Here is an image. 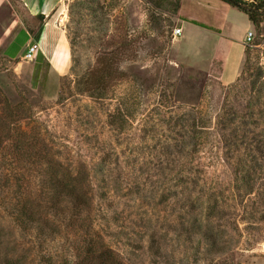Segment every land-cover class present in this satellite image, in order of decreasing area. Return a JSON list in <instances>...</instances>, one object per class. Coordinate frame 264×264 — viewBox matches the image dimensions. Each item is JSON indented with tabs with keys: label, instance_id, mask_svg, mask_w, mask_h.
Instances as JSON below:
<instances>
[{
	"label": "rangeland",
	"instance_id": "rangeland-1",
	"mask_svg": "<svg viewBox=\"0 0 264 264\" xmlns=\"http://www.w3.org/2000/svg\"><path fill=\"white\" fill-rule=\"evenodd\" d=\"M174 1L62 0L60 71L0 0V264H264V22Z\"/></svg>",
	"mask_w": 264,
	"mask_h": 264
},
{
	"label": "crops",
	"instance_id": "crops-1",
	"mask_svg": "<svg viewBox=\"0 0 264 264\" xmlns=\"http://www.w3.org/2000/svg\"><path fill=\"white\" fill-rule=\"evenodd\" d=\"M61 2L62 0H21V4L24 9L31 17L38 20L39 25L41 24V29H39L36 34L31 29H26V31L24 30L28 38V43L26 44L27 48L32 44V42H34L37 48L36 50L41 53L45 61L50 63L52 66L54 65L60 71L65 67V55L63 52L64 33L58 26L56 15L53 16L52 13L60 6ZM40 18H42V23H40ZM53 18H55V20ZM49 20H53V23H51V21L48 22ZM36 35H38V39L35 41L34 37ZM228 65L229 58L223 61L221 77L224 84H228L233 80L226 79V70ZM236 68L234 78L239 72V66Z\"/></svg>",
	"mask_w": 264,
	"mask_h": 264
},
{
	"label": "trees",
	"instance_id": "trees-1",
	"mask_svg": "<svg viewBox=\"0 0 264 264\" xmlns=\"http://www.w3.org/2000/svg\"><path fill=\"white\" fill-rule=\"evenodd\" d=\"M236 9L241 11L243 14L246 15L248 21L250 24L254 27H258L259 24L264 22V0H262L259 4L253 5V4H247L243 2V0H220ZM174 4L176 7H178L179 0H175ZM40 23H42V18H40ZM194 25L201 27L206 30H211L210 28L198 24L193 23ZM38 39V35L34 37V40L36 41ZM35 45V44H34ZM246 51L244 50V54ZM85 91V90H81ZM120 116L118 114H113L110 116V123L115 124ZM51 188L54 190H57L55 192L56 195L62 194L63 191H67V196L71 198V203L73 204L72 210L73 211H80L81 206L83 204L87 205V202L83 199L85 196L84 193H82V186L76 182L73 184H66L63 185L61 183L52 184ZM81 212V211H80ZM24 214V216H26ZM31 220V218H29ZM84 260H92L96 264H120L118 262L117 257L107 248L104 246H96V243L90 242L87 247L84 250V255L82 257Z\"/></svg>",
	"mask_w": 264,
	"mask_h": 264
},
{
	"label": "built area",
	"instance_id": "built-area-1",
	"mask_svg": "<svg viewBox=\"0 0 264 264\" xmlns=\"http://www.w3.org/2000/svg\"><path fill=\"white\" fill-rule=\"evenodd\" d=\"M173 35L175 37L180 36L181 35V29L174 30ZM253 38H254L253 33L251 31H248L245 35L244 41L246 44H250V42L253 40ZM36 49H37L36 45L28 46L27 51H26L23 58H25L26 60H32L36 54V51H37Z\"/></svg>",
	"mask_w": 264,
	"mask_h": 264
}]
</instances>
